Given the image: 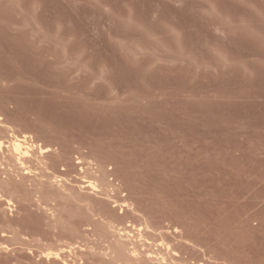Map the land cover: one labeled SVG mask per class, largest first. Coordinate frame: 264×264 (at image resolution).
<instances>
[{
  "label": "rangeland",
  "instance_id": "1",
  "mask_svg": "<svg viewBox=\"0 0 264 264\" xmlns=\"http://www.w3.org/2000/svg\"><path fill=\"white\" fill-rule=\"evenodd\" d=\"M0 113V264H264V0H0Z\"/></svg>",
  "mask_w": 264,
  "mask_h": 264
},
{
  "label": "bare ground",
  "instance_id": "2",
  "mask_svg": "<svg viewBox=\"0 0 264 264\" xmlns=\"http://www.w3.org/2000/svg\"><path fill=\"white\" fill-rule=\"evenodd\" d=\"M2 113V112H1ZM0 113V114H1ZM2 117V116H1ZM3 118L4 117H2V119H0V158L1 159H7V161L6 162H8V165L9 164H11V163H15L16 165L15 166H17V164L19 165V164H22V166L23 165H25V162L27 163V160L26 159H28L27 157L29 156V155H31V159H32V154H30L31 152H30V150L29 149H24V147L26 146V145H24L23 146V144H24V141L25 140H28V137L30 138V137H32V136H28L27 135V133L25 134V132L23 133H18V128L16 129V127H14L12 124H9L8 123V121H4L3 120ZM8 120H10V119H8ZM16 126V125H15ZM33 139L31 138V140L29 141V142H31ZM35 141V140H34ZM27 142V141H26ZM25 142V143H26ZM28 142V143H29ZM34 142H32V146H34L37 142H35L34 144H33ZM39 143H37V145H38ZM41 144V143H40ZM29 145H31L30 143H29ZM36 145V146H37ZM39 148H40V152H42V154H43V152H45V153H47V150L45 151V146H42V144L41 145H39L38 146ZM48 147V146H47ZM46 147V148H47ZM26 148V147H25ZM28 148V147H27ZM32 149H34L33 147H31ZM36 148V147H35ZM43 149H44V151H43ZM35 150V149H34ZM37 151V150H36ZM38 152V151H37ZM35 154H37V153H35ZM39 154V153H38ZM41 154V155H42ZM40 155V154H39ZM48 155V154H47ZM34 156V155H33ZM38 156V155H37ZM44 157L46 156L45 154L43 155ZM2 157H4V158H2ZM40 158H41V156H39ZM4 159V160H5ZM29 159H30V156H29ZM2 161V160H1ZM0 161V162H1ZM28 161H30V160H28ZM11 162V163H10ZM1 163H3V162H1ZM29 163V162H28ZM14 166V165H13ZM8 167V166H7ZM6 167V168H7ZM12 167V166H11ZM19 167H21V166H19ZM1 168L4 170V168L2 167V165H1ZM5 168V169H6ZM29 168V167H28ZM1 169V170H2ZM9 169V168H8ZM0 170V171H1ZM7 170V169H6ZM5 171V170H4ZM3 171V173H6V172H4ZM2 172V171H1ZM103 172V171H102ZM103 174V173H102ZM105 175H106V173H105ZM104 176V175H103ZM100 177H102L101 175H100ZM106 177V176H105ZM3 178V177H2ZM7 179V178H6ZM99 179V178H98ZM101 180H103V179H106V178H104L103 177V179L102 178H100ZM2 180V179H1ZM1 180H0V182H1ZM4 180V179H3ZM5 181V180H4ZM92 182V181H91ZM97 182V181H96ZM106 182V181H105ZM93 184L95 183V182H92ZM92 183H91V185H92ZM95 185H97V184H95ZM93 186V185H92ZM99 187V186H98ZM94 188H96V187H94ZM112 220V219H111ZM111 220H109L107 223H104V224H102V225H106L105 227H107V229L109 228L110 229V231H111V229L113 228V225L114 224H111L113 221H111ZM105 221V220H104ZM104 221H102V222H104ZM113 223H115V222H113ZM141 224V223H140ZM143 224V223H142ZM99 225V224H98ZM97 225V226H98ZM102 225H100V226H102ZM117 226V225H116ZM119 226V225H118ZM142 226V225H141ZM147 227H150V228H152V225L151 224H147L146 225ZM120 227V226H119ZM140 227V226H139ZM136 228V229H140V228ZM98 228V227H97ZM104 228V226L100 229V231L102 230ZM114 228H115V226H114ZM117 228V227H116ZM128 227L126 226V229H127ZM132 228V227H131ZM130 228V229H131ZM143 228V227H142ZM141 228V229H142ZM98 229V230H99ZM106 229V230H107ZM109 229H108V231H109ZM124 230L125 232H126V230H125V228L123 229V228H120L119 230ZM144 229V228H143ZM157 229V228H156ZM97 230V229H96ZM121 230V231H122ZM128 230H129V228H128ZM127 230V231H128ZM133 230V229H132ZM149 230V229H148ZM158 230H159V228H158ZM157 230V231H158ZM161 230H163V229H161ZM107 231V232H108ZM130 231V233H131V230H129ZM134 231V230H133ZM150 231V230H149ZM155 231V230H154ZM160 231V230H159ZM106 231L104 232V233H107ZM144 232H146V231H143L141 234H142V236H146L145 237V239H151V238H153L152 236H154L152 233H150V232H146V233H144ZM152 232V231H151ZM103 232H102V234H104ZM110 233V232H109ZM109 233H108V236H109ZM115 233H118V232H116L115 231ZM127 233V232H126ZM125 233V234H126ZM129 233V234H130ZM138 233V232H137ZM137 233H136V235H137ZM154 233V232H153ZM156 233V232H155ZM154 233V234H155ZM111 236H109V237H112V242L110 243V250H111V252H113V258L111 259V258H109V259H111V261H110V263L112 264H116L115 262H117V261H119V260H131L133 257H134V259H135V261H140V263L141 264H183L184 262H182V261H179V259L175 256V255H178V253L176 254V250L174 249V248H170V251H166V252H164L163 250H161L160 248L159 249H157V250H154V249H147V250H145L144 249V251H140L139 250V248H137L138 246H136L135 244V242H131V244H133V249H132V251L133 252H131V249L129 248V240L130 239H128V238H125V236L123 235H120L121 237H123V238H125V239H123V238H120L118 235H113V232L111 231ZM120 234H122V233H120ZM128 234V233H127ZM158 234V233H157ZM107 235V234H106ZM134 235V234H133ZM138 235H139V233H138ZM162 235V234H161ZM107 236V237H108ZM127 236V235H126ZM156 236V235H155ZM128 237H130V236H128ZM134 237V236H133ZM138 237V236H137ZM136 237V238H137ZM165 236H163V239L165 240V238H164ZM141 238V237H140ZM154 238H156V237H154ZM153 238V239H154ZM162 238V237H161ZM126 239H128V241L126 240ZM133 239V238H132ZM144 239V238H143ZM148 239H147V241H148ZM149 239V241H151ZM135 240V239H134ZM133 240V241H134ZM163 240V241H164ZM108 241H109V238H108ZM158 241V240H157ZM156 241V242H157ZM166 241V240H165ZM146 242V241H145ZM141 243H142V241H141ZM151 243H153V241L151 242ZM151 243H148V244H151ZM145 244V243H144ZM154 244V243H153ZM157 244H159V243H157ZM162 244H167L166 246H168V248H169V243L168 242H166V243H162ZM152 245V244H151ZM160 245V244H159ZM158 245V246H159ZM155 246V245H154ZM157 246V247H158ZM132 247V246H131ZM141 247V246H140ZM175 247V246H174ZM167 249V248H166ZM165 250V249H164ZM173 250H175L174 252H172L171 253V251H173ZM170 253V254H169ZM93 254H94V252H93ZM95 255H97V253H95ZM94 255V256H95ZM111 256H112V254H110ZM179 255H180V253H179ZM185 255V254H184ZM92 256V255H91ZM93 256V257H94ZM182 256V255H181ZM187 256V255H186ZM183 258V257H182ZM103 259H105V258H103ZM102 260V259H101ZM105 261V260H104ZM131 261H133V264H134V260H131ZM188 260H186V262H187ZM106 262V261H105ZM182 262V263H181ZM190 262V261H189ZM202 262V261H201ZM135 263H137V262H135ZM196 263V262H195ZM205 263V262H204ZM203 263V264H204ZM106 264H107V262H106ZM138 264V263H137ZM185 264V263H184ZM197 264V263H196ZM198 264H199V261H198ZM200 264H202V263H200ZM207 264V263H206Z\"/></svg>",
  "mask_w": 264,
  "mask_h": 264
}]
</instances>
